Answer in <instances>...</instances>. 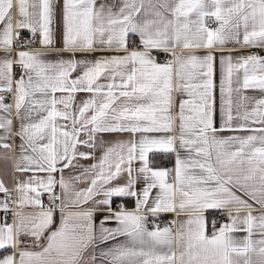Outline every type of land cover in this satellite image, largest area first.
Listing matches in <instances>:
<instances>
[{
    "label": "snow or ice",
    "instance_id": "obj_1",
    "mask_svg": "<svg viewBox=\"0 0 264 264\" xmlns=\"http://www.w3.org/2000/svg\"><path fill=\"white\" fill-rule=\"evenodd\" d=\"M57 18L68 59L27 50L12 58V48L33 42L20 43L22 30L53 46ZM130 34L143 50H129ZM228 42L264 48V0H0V92L12 100L0 95V141L11 140L15 110L17 170L31 173L16 182L21 211L0 222V251L8 252L0 264H252L254 252L264 264V56H221L217 111L211 50ZM176 48L209 51H170L163 63L153 55ZM103 49L121 51L75 58ZM79 93L86 98L77 101ZM175 93L186 96L178 105ZM97 133L130 138L102 145ZM157 152L176 153L175 168L152 166ZM80 159L96 162L83 167ZM125 173L126 183L114 185ZM0 193V211H11L12 189L2 179ZM113 197H134L135 210L113 211ZM89 202L107 208L98 227ZM145 209L153 216L179 209L188 219L175 230H150ZM206 210L228 221L218 228L212 221L209 232ZM239 231L246 235L237 238Z\"/></svg>",
    "mask_w": 264,
    "mask_h": 264
},
{
    "label": "crops",
    "instance_id": "obj_2",
    "mask_svg": "<svg viewBox=\"0 0 264 264\" xmlns=\"http://www.w3.org/2000/svg\"><path fill=\"white\" fill-rule=\"evenodd\" d=\"M99 2V0H98ZM54 44L51 47H42L40 42H39V38L37 37H32V43L27 45L26 47L19 49V48H12L11 52H12V58L15 59L16 57V53L20 50H27V51H40V52H44L46 53V59L47 60H51V61H55L58 60L60 58L63 59H68L70 54L64 50V44H63V32H62V25L60 24L59 19L57 18V20L54 22ZM130 40L132 41L131 43H129L128 47L129 50H143L140 47V41L137 35H132L130 34ZM250 47H243L235 42H228L224 45L223 48L217 47L212 49L211 51L214 53L216 59L214 62V81L216 84V91H215V98H216V107H217V111H219V105H220V94H219V84H220V79H221V64H220V58L222 55H228L231 54L234 58L235 57H239V56H247V55H251L249 53ZM121 50H112V49H103V50H93L91 52H80L78 51L76 53L75 58L79 59V60H94V59H98L101 56H107V55H114L117 52H119ZM170 51H176L177 53L181 52V51H193L195 52V54L197 55H205L208 53V49H192V50H185V49H181V48H176V49H172V50H153V55L156 56L157 61L158 62H165L167 60L172 59ZM57 53H59V55H57ZM258 55L264 56V50L261 51L260 53H257ZM3 55V50H0V56ZM75 75V74H74ZM248 95H259V93L257 91H253V90H248L247 91ZM0 95H4L6 97V102H12V100L8 97V94H2L0 93ZM175 96V102L178 105L181 99L186 98V96H182L178 93L174 94ZM86 98V94L84 93H79L77 94V101H80L82 99ZM175 111V109H174ZM12 117H13V135L11 137L10 141H0V143H11V151H8L2 147H0V179H2L5 182V185L10 187L12 189V199L10 201V207H12L14 209V212L16 211H21V209L16 207V204L14 203V201L16 200L17 197V193L15 191V187H16V182L18 180H26L28 178L29 175H31V173H23L21 174L20 172H18L17 170V164L19 162V155H20V149L18 148V145L20 144V138L17 137L14 133H15V129L18 126V121L16 120V114H15V110H13L12 113ZM220 121L219 118L217 117V126H219ZM230 133H225V135H229ZM0 135H3V130H0ZM97 140L102 144H107V143H115L118 140H128L130 138L128 133H97ZM82 139H86L87 137L82 135L81 137ZM80 147V151H87L88 149L86 148V146H79ZM179 151V149H178ZM95 156H100L101 155V149H97L95 150ZM170 157H171V162L168 166H156L159 168H168V169H174L176 166V153H172L169 152ZM182 156H186L187 153L181 151L180 153ZM158 157V155H157ZM96 161L94 159H80L79 160V165L83 166V167H87L88 165H91L93 163H95ZM139 166V162H134L133 163V168H136ZM79 171H82V168H77V169H65L63 175L65 177L68 176H72V175H76L79 173ZM127 181V174H122L117 181H114L113 184H124ZM80 187H84L86 185H79ZM143 181L139 180L135 186V190L137 192L140 191V189L143 187ZM57 193L60 192L59 186H57V188L55 189ZM153 194H155V190H153ZM239 194V193H238ZM103 197H97V199H102ZM0 199H4V194L0 193ZM43 202L45 205H48L49 203V196L47 198H43ZM251 203V201H249ZM118 203L124 205V207L127 210H135V198L134 197H113L112 198V210L113 211H119L120 208L118 206ZM151 203V201H150ZM86 207H93L95 209V215H94V220L95 223L97 225V227L100 224V221L102 220V218L108 214L107 208L103 207V208H98L96 206H94L91 202H89V205H87ZM254 208L257 209V212L259 211L258 207L256 205H254ZM39 209H34L32 207H25L23 209L24 212H32V211H38ZM73 211L77 210V209H71ZM215 211V210H206L204 212L205 217L208 219L210 218L211 213ZM145 215L148 216V220H147V225L149 227V229L151 230L153 225H159L160 227H164V226H170L172 227L174 230L178 229L180 224L185 222L188 219V213L186 212H180L179 209H177V211L174 212H161V213H157L155 216H153V214H151L150 212L147 211V209L144 210ZM225 213V212H224ZM226 214V213H225ZM155 217H160L163 218V221H155L154 218ZM14 219V216H13ZM228 221V217L226 214V221ZM0 222H2V216H1V211H0ZM175 222V223H172ZM56 223H59V213H56ZM224 223V222H223ZM222 224V223H221ZM216 225V227H220V225ZM106 227H116V222L115 221H109L106 225ZM209 232H211V224L209 222ZM234 235L237 238H243L246 235V232L243 231H239L237 233H234ZM125 238L124 237H120L119 240L122 242ZM254 239H259L258 236H254ZM26 243H31L30 240L25 239ZM113 242H109L108 245H102L101 247H107L110 246V244ZM39 250V249H36ZM11 250H9L10 252ZM8 254V252L5 251H1L0 252V257H2L3 255ZM250 258L252 260V264H260V256L257 252L254 253H250Z\"/></svg>",
    "mask_w": 264,
    "mask_h": 264
},
{
    "label": "built area",
    "instance_id": "obj_3",
    "mask_svg": "<svg viewBox=\"0 0 264 264\" xmlns=\"http://www.w3.org/2000/svg\"><path fill=\"white\" fill-rule=\"evenodd\" d=\"M32 35L29 31L27 30H22L21 31V34H20V43L21 44H25V42L29 39H32ZM15 48V47H14ZM264 48H259V47H250V50H249V53L250 54H257V53H260L261 51H263ZM14 74L16 76H18L20 74V68L18 66H15L14 65ZM2 94H7L5 92H0ZM43 198H47L48 197V194L45 193L43 196ZM5 198V197H4ZM121 205L120 203H118V206ZM13 212H14V209L11 207V211H8V212H4V211H1V216H2V222L4 221V218L6 217L7 218V222L8 223H11L13 221ZM155 221H160L162 222L163 221V218H160V217H155L154 218ZM212 221H215L216 222V225H219L223 222L226 221V214L220 210H215L211 213L210 215V218H209V222L211 224Z\"/></svg>",
    "mask_w": 264,
    "mask_h": 264
},
{
    "label": "trees",
    "instance_id": "obj_4",
    "mask_svg": "<svg viewBox=\"0 0 264 264\" xmlns=\"http://www.w3.org/2000/svg\"><path fill=\"white\" fill-rule=\"evenodd\" d=\"M158 155V157H157ZM149 159L151 161L152 166H168L171 162V157L169 153H150ZM1 252V251H0Z\"/></svg>",
    "mask_w": 264,
    "mask_h": 264
}]
</instances>
